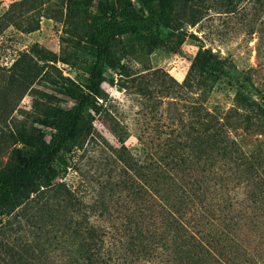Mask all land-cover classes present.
Returning a JSON list of instances; mask_svg holds the SVG:
<instances>
[{"label":"trees","instance_id":"16d2710c","mask_svg":"<svg viewBox=\"0 0 264 264\" xmlns=\"http://www.w3.org/2000/svg\"><path fill=\"white\" fill-rule=\"evenodd\" d=\"M178 1L195 0H139V6L125 0H75L79 8L98 13L87 32L92 60L86 84H76L74 106L37 120L52 129L49 140L39 125L11 129L8 119L35 81H51L46 67L58 70L56 62L70 59L35 44L9 67H0V152L11 159L0 169V208H21L31 235L26 245L36 264H258L262 259L264 84L233 75L228 62L209 49L192 59L183 82L159 68L133 76L122 62L134 47L132 38L143 41L139 45L148 54L156 48L179 52L185 32L161 33ZM189 11L195 25L200 9ZM13 15L11 8L0 15V34L17 23ZM107 67L131 77L143 97L153 96V83L166 96L175 94L180 110L172 126L135 132L149 160L145 173L126 165L123 153L108 155L102 148L106 154L93 174L84 176L94 182L99 171L98 192L85 203L57 180L55 163L62 153L83 149L95 132L93 113L102 111L97 97ZM210 75L233 85L236 110L204 104L214 90L207 82ZM237 128L243 131L232 134ZM12 251L0 242V263Z\"/></svg>","mask_w":264,"mask_h":264},{"label":"rangeland","instance_id":"374dc122","mask_svg":"<svg viewBox=\"0 0 264 264\" xmlns=\"http://www.w3.org/2000/svg\"><path fill=\"white\" fill-rule=\"evenodd\" d=\"M125 1L140 5L139 0ZM192 6L200 9V20L195 25L189 22ZM10 8L13 18L18 20L0 34V67H9L20 52L35 44L70 59L69 63L56 62L58 70L46 67L51 72V81L45 78L35 81L8 119L11 129L31 124L40 126L37 120L50 116L56 109L72 108L76 84H86L87 68L92 60L87 32L98 13L94 8H79L75 0H0V15ZM176 29L186 34L177 53L156 48L148 54L139 45L143 41L139 39L137 42L132 38L134 47L124 54L122 62L129 66L133 76L144 74L147 68H159L183 82L192 59L199 51L209 49L228 62L233 75L248 76L255 83L264 84V0H195L191 4L178 1L169 10L168 22L161 26V33L166 36ZM105 75L97 97L102 111L93 113L95 132L86 139L84 146L89 145V150L76 148L71 153L64 152L55 163L59 172L57 180L76 190L85 203H91L98 192L95 181L99 171L92 177L94 182L86 177L93 174L99 158L106 154L102 148L108 155L123 153L126 165L145 173L149 160L145 150L139 146L135 132L146 126L161 130L164 125L173 124L176 111L180 110L176 95L166 96L156 83L151 85L153 96L149 98L138 94L129 81L131 77H125L119 70L107 67ZM207 82L214 85L211 96L204 103L208 108L236 110L233 85L211 75ZM233 117L240 119L235 111ZM231 123L236 124L234 119ZM42 128L49 140L52 129ZM242 131L237 128L232 134ZM123 146L129 152L122 151ZM9 163V154L0 152V169ZM20 211L21 208L16 206L0 208V242L13 247L12 253L3 254L6 261L0 264H36L31 258V250H28L30 247L26 245L31 235ZM263 253L258 264H264Z\"/></svg>","mask_w":264,"mask_h":264}]
</instances>
